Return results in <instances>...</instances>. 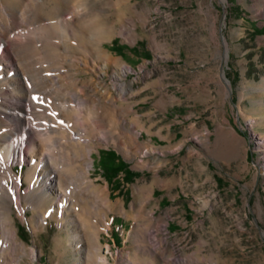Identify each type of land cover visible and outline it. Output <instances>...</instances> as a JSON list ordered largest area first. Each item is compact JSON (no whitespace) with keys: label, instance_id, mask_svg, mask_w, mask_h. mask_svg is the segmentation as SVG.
<instances>
[{"label":"rangeland","instance_id":"obj_1","mask_svg":"<svg viewBox=\"0 0 264 264\" xmlns=\"http://www.w3.org/2000/svg\"><path fill=\"white\" fill-rule=\"evenodd\" d=\"M76 6L85 22L64 21ZM7 7L37 12L15 35L40 50L24 82L34 128L56 137L37 155L60 186L30 187L41 172L27 160L11 178L0 168L17 244L0 264H264V0H0ZM40 77L77 85L56 97ZM14 103L0 97V113ZM6 123L0 114V147L14 133ZM68 138L88 155L62 147ZM101 150L138 175L111 186ZM69 168L85 172L82 186L67 185Z\"/></svg>","mask_w":264,"mask_h":264},{"label":"bare ground","instance_id":"obj_2","mask_svg":"<svg viewBox=\"0 0 264 264\" xmlns=\"http://www.w3.org/2000/svg\"><path fill=\"white\" fill-rule=\"evenodd\" d=\"M78 7L80 6H76L70 13H68L69 15H72L71 19L64 21L70 24H73L74 22L84 23L88 18V14L85 10L79 9ZM28 18L30 20L33 19L34 22H37V12H33L32 16H30L28 11L21 13V10H19L17 13L8 7L3 8L2 10L0 9V82L2 83H0V85L2 87H6V90L0 87V97H7L15 102L13 104V108H9L8 111L0 113L3 116L4 120L7 121L6 126H13L12 130L14 131L13 134L9 135L8 143L0 147V168L5 167L11 178L13 177V175L11 174L12 165L14 163H20L24 160H27L32 165V169L34 171H39V173L41 172L39 178H34L32 177L33 175L29 176L30 187L37 188L39 185H41L40 187H42V190L44 192H48V190H58L60 183L54 178V169L50 166L48 160H46V158L44 157L46 155L44 153H40L39 155H37V150L41 142H45L48 145L49 143L51 144L55 142L56 137L51 134L41 133L37 131L36 128H34V123L30 116L31 105L28 100V97L30 96V90L24 82L25 77H27V72L32 71L31 67L33 64H35V57L40 54V50L34 46L33 54L30 53L31 50L30 52L28 51L29 47L26 43L27 38L23 39L20 37V35H15L16 32L19 33V31H22V23L25 22V19L27 21ZM34 34L35 36H41L40 34H37L35 32ZM37 42H40V40H37ZM125 71H128V69L122 68V72ZM13 76H15V78H12ZM41 80L42 86L40 87V90L44 91L45 94H53L56 97H58V93H64L66 96V90H68L69 87L71 88L77 85L75 83L70 84L67 87H63L56 79L48 80L41 78ZM54 87L55 89H53ZM86 92V88L82 90V93L85 94ZM21 96H25V100H22ZM60 101L62 102V104H64L66 99H60ZM257 120V117H253L249 122L251 125H253ZM91 121L94 124L95 128H99L100 125L97 118L93 117L91 118ZM37 126H39V123ZM17 129H19L20 131L15 132L17 131ZM66 141L68 145L62 146L65 149H71L73 147V144H76V146L81 147L82 149L80 150L82 157H84L86 154L88 155V151L86 150H89V146L87 144H72L69 138ZM35 156H38L36 162L34 160V158H36ZM85 165L88 167L89 164L85 163ZM71 170L72 168L62 171L63 176L68 183L67 185L76 188L82 186L84 180H86L84 179L85 172L80 170L78 171L77 176H72L73 171L71 172ZM52 175L54 176L53 178ZM5 181L6 180H4L3 183L0 181V188L1 186H3L4 188L8 187L5 185ZM13 187L14 188L9 189V194L14 195L17 202H19L20 196L18 192V184L14 183ZM64 197L65 195L63 193H59L58 203L62 207L65 206ZM69 201L70 199H68V202ZM79 219L81 223H86V215L84 213L80 215ZM8 223L9 222L6 220L5 214L3 212H0V234L3 239L0 240L2 241V243L0 244L1 254L4 253L5 248L10 246L11 244L13 250L17 246V244H15L14 242V232L8 233L6 230V226L8 225ZM20 246L22 247V245ZM14 262V260H11V263ZM100 263H106V259L100 258ZM2 264L7 263L3 262Z\"/></svg>","mask_w":264,"mask_h":264},{"label":"trees","instance_id":"obj_3","mask_svg":"<svg viewBox=\"0 0 264 264\" xmlns=\"http://www.w3.org/2000/svg\"><path fill=\"white\" fill-rule=\"evenodd\" d=\"M111 49L121 55L124 47L118 46L117 42L113 41ZM98 164L103 177L111 186H115L116 189L120 184L118 181L121 175L122 180L126 183L131 182V180L138 175L137 173L132 172L128 165L113 150L99 151Z\"/></svg>","mask_w":264,"mask_h":264}]
</instances>
